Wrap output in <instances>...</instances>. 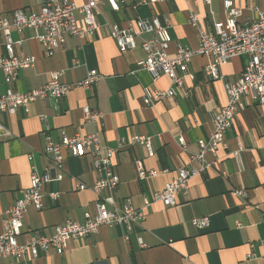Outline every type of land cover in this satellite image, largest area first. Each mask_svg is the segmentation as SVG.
<instances>
[{"label": "crops", "instance_id": "obj_1", "mask_svg": "<svg viewBox=\"0 0 264 264\" xmlns=\"http://www.w3.org/2000/svg\"><path fill=\"white\" fill-rule=\"evenodd\" d=\"M44 0H0V16L15 9L36 10ZM81 5L87 0H70ZM138 0L119 1L113 10L102 0L95 14L99 28L87 38L65 35L63 45L51 56L44 54L41 44L24 40L15 51L33 54L35 64L18 72L14 90L27 91L44 84L48 74L61 70V80L73 83L85 78L89 70L100 73V79L90 89L73 87L58 100L47 98L30 105L29 113H0V123L11 137L0 138V231L1 212L30 185V169L42 172L46 159L42 154L47 134L59 140L63 134H87L94 131L84 125L82 106L88 105L103 112L98 134L103 144L116 146L120 138L132 135L150 136L155 153L147 156L139 143L126 144L113 156L112 162L119 181L114 191L117 201L128 196L135 208L143 206V196L163 188L176 175V169H202L188 182L186 194H178L173 206L153 202L144 208L145 217L126 233L121 225L100 226L96 234L83 239H71L62 254L53 249L37 258L21 260L7 256L2 264H264V104L245 96V108L238 112L224 134L226 148L218 146L215 153L208 150L202 159L198 140H207L212 131V113L226 102L224 81H235L241 74L246 56L232 57L221 66L222 78L212 80L203 72L204 56H194L188 64L192 77L184 78L175 96L162 99L152 106L143 102L144 88L167 89L166 76L153 80L137 65L143 58L139 41L134 49L120 51L109 35L107 23L127 27L138 17L157 16L169 24L172 38L170 53L175 44L195 48L198 28L188 23L191 13L198 16L199 27L211 30L215 20L226 17L222 0H168L140 4ZM240 9L238 24L255 18L254 7L264 11V0H233ZM80 18V15L77 14ZM13 38L17 32L12 29ZM144 35L143 37H147ZM8 85L0 71V95ZM46 116V122L41 116ZM184 138L180 145L178 137ZM241 147L238 167L231 151ZM142 162L145 171L156 176L140 179L135 160ZM92 156L73 157L67 152L63 163L64 176L44 187L43 207L28 208L23 215L22 237L32 232L50 235L56 224L66 220H82L84 211H93L96 195L89 188L77 189L97 180ZM243 189L246 196L234 195ZM58 193L57 198L50 194ZM207 215L208 227L198 230L192 221Z\"/></svg>", "mask_w": 264, "mask_h": 264}, {"label": "built area", "instance_id": "obj_2", "mask_svg": "<svg viewBox=\"0 0 264 264\" xmlns=\"http://www.w3.org/2000/svg\"><path fill=\"white\" fill-rule=\"evenodd\" d=\"M113 10H118V2L126 0H107ZM168 0H138L133 7L140 4H153ZM208 4L211 0H202ZM102 0H87L81 5H76L70 0H44L36 10L25 11L15 9L10 15L0 16V71L8 85L0 95V113L14 114L18 110L29 113L30 105L36 100L52 98L58 100L65 97L73 87L82 89L92 88L100 79V73L89 70L84 79L66 83L60 78L61 70H53L48 74L47 81L27 91L14 90L10 84L16 81L18 72L32 67L36 62L33 54H22L15 51L24 40L35 39L44 49L46 56L53 55L64 42L65 35H72L79 39L92 36L99 28L95 14ZM226 17L215 20L211 30L199 27L198 16L191 13L188 23L198 28V44L195 48L182 43H176L173 53H170L172 38L169 34V24L161 21L157 16L138 17L135 22L127 27H119L107 23L109 35L114 39L118 49L124 51L134 49L139 45L143 51V58L137 65L146 70L153 80L166 76L170 81L167 89L144 88L143 102L147 106L154 105L162 99L175 96L176 88L183 84L184 78L192 77L188 72V64L196 56H204L207 63L203 68L204 74L212 80L222 78L220 68L232 57L246 56L245 65L240 76L232 82L224 81L226 102L212 113V131L207 140L199 139V154L194 159H202L204 151L215 153L218 146L226 148L224 134L230 128L236 114L246 106L244 97L249 96L258 104H264V11L254 7L255 18L243 24L237 23L240 9L234 5L233 0H222ZM80 15V18L77 17ZM14 29L18 37L13 38L11 30ZM148 35L147 37H143ZM84 125L91 124L94 131L87 134H63L59 140H54L47 134L49 127L45 126V142L42 154L46 165L42 172L34 167L30 169V185L16 197L12 204L4 209L1 214L0 231V259L10 256L21 260L25 256L37 258L40 253H47L53 249L57 254H62L71 239H83L96 234L100 226L121 225L126 233L133 226L139 224L145 217L144 208L153 202H161L165 206H173L177 202L178 194H186L189 180L201 169H189L180 166L176 175L167 181L163 188L143 196V206L135 208L131 198L126 196L117 201L114 196L119 177L114 170L112 158L114 154L126 144L139 143L143 145L147 156H153L150 136L132 135L128 139L120 138L116 146L103 144L100 141L97 127L102 126L103 112L88 105L81 108ZM41 119L46 122V116ZM10 130L0 123V138L11 137ZM180 145H184V138L178 137ZM241 147L231 151V156L241 167ZM66 152L73 157L92 156V163L97 180L90 186L83 183L77 184V189L89 188L96 195L93 204L94 210H86L82 220L70 219L56 224L50 235L32 232L30 237H22L23 215L28 208L40 210L43 207L44 187L52 180H60L64 176L63 163ZM137 175L140 179L156 176L154 170L145 171L142 162L135 160ZM234 195L246 196L243 189H236ZM53 198L58 193L50 194ZM192 224L198 229L209 225L207 215L195 218ZM0 264H2L0 262Z\"/></svg>", "mask_w": 264, "mask_h": 264}]
</instances>
